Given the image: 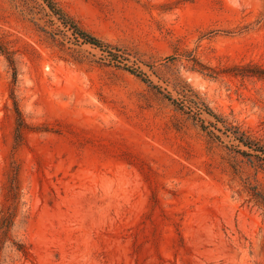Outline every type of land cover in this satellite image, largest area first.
Segmentation results:
<instances>
[{
  "label": "rangeland",
  "instance_id": "rangeland-1",
  "mask_svg": "<svg viewBox=\"0 0 264 264\" xmlns=\"http://www.w3.org/2000/svg\"><path fill=\"white\" fill-rule=\"evenodd\" d=\"M54 1L107 48L0 0V264H264V0Z\"/></svg>",
  "mask_w": 264,
  "mask_h": 264
},
{
  "label": "trees",
  "instance_id": "trees-1",
  "mask_svg": "<svg viewBox=\"0 0 264 264\" xmlns=\"http://www.w3.org/2000/svg\"><path fill=\"white\" fill-rule=\"evenodd\" d=\"M44 4L50 9L51 13L57 17V19L67 28V30L71 31L73 36L78 40L82 41L83 43L92 44L94 46L100 47V48H107V44H105L100 38L92 34L91 32L87 31L85 28H83L78 22H76L70 15H68L62 8H60L57 3L54 0H42ZM133 73H136L132 71ZM140 75V74H138ZM169 99L170 96L168 97ZM175 102V100H174ZM199 108L203 111H206L209 115H213L218 119V116L211 110L208 106ZM16 111L19 115L20 119V125L23 123L21 112L19 108H16ZM21 127V126H20ZM227 127V125H226ZM21 132V128L18 129V133ZM231 133L233 134L234 138L239 140L244 145L248 146L249 148L255 149L256 146H254L253 142L249 140V138L239 130H232ZM244 153V152H243Z\"/></svg>",
  "mask_w": 264,
  "mask_h": 264
}]
</instances>
